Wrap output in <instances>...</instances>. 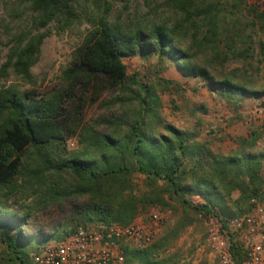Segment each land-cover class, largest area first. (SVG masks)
Segmentation results:
<instances>
[{
    "label": "trees",
    "instance_id": "obj_1",
    "mask_svg": "<svg viewBox=\"0 0 264 264\" xmlns=\"http://www.w3.org/2000/svg\"><path fill=\"white\" fill-rule=\"evenodd\" d=\"M23 1L31 13L23 19L17 8L22 24L0 68L2 264H31V252L42 245L36 239L51 233L24 231L32 213L16 215L10 201L28 195H36L43 206L71 201L70 226L62 225L55 239L79 225L126 226L154 207L214 212L224 223L250 212L253 197L264 200V150L257 148L264 128L230 136L236 147L228 153L215 150L200 130L163 116L162 93L181 84L159 65L166 59L175 63L235 109L261 95L264 107L263 60L255 64L256 45L264 59V8L253 7L247 15L248 0H150L156 4L148 13L123 10L112 20L111 2L105 0L108 6L102 10L95 0L98 12L65 70V85L40 94L1 81L11 70L32 81V68L51 32L48 26L74 23L83 0ZM124 1L127 8L130 0ZM136 54L158 58L152 78L129 74L124 57ZM238 62L242 66L228 68ZM90 86L114 94L98 117L84 121L83 91ZM72 132H78L76 148L67 145ZM192 194L204 196L205 203L192 204ZM169 237L143 248L127 246L126 264H164L160 249ZM233 253L239 261L241 249Z\"/></svg>",
    "mask_w": 264,
    "mask_h": 264
},
{
    "label": "rangeland",
    "instance_id": "obj_2",
    "mask_svg": "<svg viewBox=\"0 0 264 264\" xmlns=\"http://www.w3.org/2000/svg\"><path fill=\"white\" fill-rule=\"evenodd\" d=\"M97 1L101 2L102 10L108 6L105 0ZM108 1L111 2L109 8H111L110 18L112 20L116 18L119 11L123 10L126 13H138L141 16L148 13L156 4L155 1L150 0H130L126 8L124 0ZM247 7L245 13L249 15V10L253 7L264 8V0H248ZM17 8L23 12L22 18L27 13H31L23 0H0V68L8 59L12 45L10 41L15 38L22 24L19 19H16L18 17L16 14H21ZM97 12L95 0H83L80 16L74 23L66 25L64 22H52L48 26L51 32L42 45L40 59L32 68L33 80L21 79L11 70L4 75L2 84L14 83L20 89L34 90L40 94L61 90L66 83L65 70L72 64L75 52L91 26V18ZM255 59L256 65L258 61L263 60L260 64L263 68L261 74H263L264 59L260 55L258 45H256ZM124 62L129 74L132 76L138 74L140 78L146 74L152 78L154 73L151 71L159 64L156 56L146 60L138 54L125 56ZM162 63L159 65L168 68L164 75L181 84V87H174L171 91L162 93V114L168 121L182 127L200 130L202 136L210 139L213 148L222 153H228L236 147V143L230 136L247 135L251 128L257 126L264 128L263 95L246 98L235 109L234 105L217 98L211 92L210 85L200 78L182 73L175 63L167 59ZM236 66H242V62L229 65L228 68ZM259 81L263 82V79L259 78ZM81 90V85L74 89L75 93L77 91L76 95H79ZM113 94V90L95 89L94 86L83 91L86 99L83 109L84 121L98 117L104 111L103 102L110 99ZM70 123L73 125V120ZM77 134L78 132L70 133L67 142L69 148L77 147ZM257 148L264 150V135L259 140ZM28 196L20 198L18 202L10 201V205L16 215H21L27 210L31 211L28 224L24 228L26 233H37L39 229L46 233L51 231L50 234L37 238L35 241L37 244L38 242L44 244L55 239L54 232H62L64 229L62 225L70 226L67 222L73 211L70 200L56 204L48 203L47 206H43L38 203L39 201L37 202L36 195ZM171 209L173 211L171 218L163 225L160 235L155 239L170 236L164 247L160 249V258L164 264H217L207 244L205 221L199 218L194 211L185 210L182 206L177 205Z\"/></svg>",
    "mask_w": 264,
    "mask_h": 264
},
{
    "label": "built area",
    "instance_id": "obj_3",
    "mask_svg": "<svg viewBox=\"0 0 264 264\" xmlns=\"http://www.w3.org/2000/svg\"><path fill=\"white\" fill-rule=\"evenodd\" d=\"M189 200L194 205L205 203L201 194H192ZM172 214L171 208L154 207L126 226L79 225L69 235L33 250L31 264H126V247L143 248L155 241ZM198 217L205 221L207 244L217 264H264V200L260 197L251 199L250 212L224 223L214 212H201ZM235 247L242 252L239 261Z\"/></svg>",
    "mask_w": 264,
    "mask_h": 264
}]
</instances>
